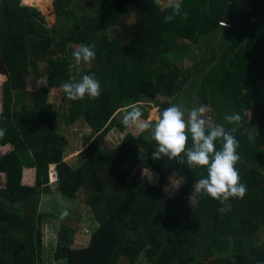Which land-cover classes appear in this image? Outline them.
Segmentation results:
<instances>
[{
	"label": "trees",
	"instance_id": "trees-1",
	"mask_svg": "<svg viewBox=\"0 0 264 264\" xmlns=\"http://www.w3.org/2000/svg\"><path fill=\"white\" fill-rule=\"evenodd\" d=\"M207 2L53 0L56 23L47 26L52 0L37 12L22 0H0V145L11 146L0 153V264H43L42 218L68 213L39 211L51 166L57 191L70 201L82 195L90 214V238L80 248L62 219L55 261L264 264V144L245 132L243 116L254 115L264 133V0H223L217 18L226 25L199 33ZM78 44L91 64L75 77ZM41 55H48L47 84L28 89L32 57ZM47 85L63 88L72 114L92 130L76 167L63 160L67 140ZM158 95L176 100L166 107L177 115L173 131L175 115L126 129L145 115L139 102L156 103ZM17 98L29 101L19 112ZM204 105L218 130L197 124L196 106ZM110 128L121 138L103 147ZM137 163L153 170L155 183L128 177ZM25 168L34 171L31 184L22 180ZM172 174L180 183L168 196L162 184ZM119 176L129 183L122 192L114 186ZM198 186L213 191L214 203L194 197Z\"/></svg>",
	"mask_w": 264,
	"mask_h": 264
},
{
	"label": "rangeland",
	"instance_id": "rangeland-1",
	"mask_svg": "<svg viewBox=\"0 0 264 264\" xmlns=\"http://www.w3.org/2000/svg\"><path fill=\"white\" fill-rule=\"evenodd\" d=\"M23 3L24 0H22ZM38 1V0H34ZM44 1V0H43ZM42 1V2H43ZM51 1V0H50ZM48 1V3L50 2ZM176 0H156L159 6L168 5ZM223 0H208L206 4V9L202 17V21L200 26L198 27V32L203 33L206 30L213 27L215 24L218 23L217 18V7L222 3ZM45 3V1L43 2ZM87 1H81V7H85L87 5ZM32 4V7L35 8L37 12V7ZM52 11H53V0H52ZM89 6V5H88ZM248 14V13H247ZM248 19L251 20L253 17L248 14ZM131 16L125 17L124 20L129 21ZM218 20V21H217ZM56 23V18L53 11V22L48 24L47 26H51ZM229 24V23H228ZM205 35V34H204ZM80 45H74L72 49V55L74 61H76V68H75V77H79V73L82 69L86 66H89L91 62L88 59L82 58L80 56ZM47 57L48 55H41V56H33L32 57V64H33V73L35 84H29L27 86L28 89H36L40 85L46 86L47 84ZM185 63L188 61L185 59ZM5 76L0 75V111H1V84L4 81ZM48 86V85H47ZM68 87L65 88L67 91ZM64 91L61 87H50L48 86V93H47V103L51 105L52 108L59 111L58 116V124L57 129L58 132L61 133L67 140L63 151V160H66L71 166L76 167L80 164L81 160L84 158V146L87 141L91 138L92 130L87 124V122L83 119L81 115L74 116L73 108L70 99H68L67 94L63 95ZM64 96V99H63ZM182 103L188 108V112L193 113L194 109L187 106V104L183 101L184 98L180 97ZM158 100L156 103L147 102L145 100L140 101L139 105L146 108L145 115L143 118H137L128 125L126 129L131 130L133 132H138L144 128V124L146 122H151L153 125H157V122L161 119L167 118L169 115L175 118L172 120L170 127L173 131V125L176 120V113L173 109H168L169 101L171 103H176L175 99H168L164 95L156 96ZM24 101L29 103L28 99L26 98H17L15 101V110L21 111L24 108ZM160 102H163V105H159ZM25 103V104H26ZM82 106V105H81ZM197 110L194 114H196V122L201 129H215L218 130L215 116L213 115V110L209 108L208 105L204 106H196ZM120 110H118L119 112ZM116 112L115 116L118 115ZM168 113V115H167ZM167 115V116H166ZM244 125H245V132L250 134V132L255 131V134L258 133L259 143L261 145L264 144V133H260L258 130V125L256 123L257 118L254 115H250L249 113H244ZM169 117V118H171ZM180 125H185L180 124ZM159 126V125H157ZM162 129V127H161ZM163 131V129H162ZM151 135L153 134L150 131ZM163 135H165L163 131ZM121 138V133L113 128H110L104 135L102 139L103 147H109L116 144ZM10 144L7 145H0V153L5 152L10 149ZM154 147L157 149L159 147L158 141H156ZM124 169V168H122ZM23 182L25 183H33L34 180V171L31 168H25L23 170ZM141 176H146L150 183L156 182V176L153 170L140 166L138 163L135 164L130 173L128 174L129 178L138 179ZM180 183V178H178L175 174L168 176L163 184L162 189L168 196H172L175 194L177 187ZM199 185V184H198ZM47 186L49 192H45L41 194L40 204H39V211L45 213L49 210H54L56 206H60L61 211L64 212L68 210L67 214H60V217L54 222V220H49L46 216L42 218V231L44 237H42V246H43V257L44 262L43 264H67L66 260H58L55 261L53 257V251L56 245V241L58 240V233L57 230L59 229L62 219L66 218L69 220L67 224L75 228V233L73 235V247L80 248L84 247L88 244L90 238V229H89V222H90V214L83 204V200H81L82 195L79 198L75 199L74 201L67 200L64 196H62L57 191V180L54 172L52 170V166L49 168V177ZM114 186L118 191H125L129 187V183L123 181L120 176L114 179ZM194 188L192 187L191 191L193 192ZM195 198L207 200L210 203H214L215 196L213 191H211L207 187L198 186L195 191ZM77 217L79 219L77 220ZM68 226V225H67Z\"/></svg>",
	"mask_w": 264,
	"mask_h": 264
},
{
	"label": "bare ground",
	"instance_id": "bare-ground-1",
	"mask_svg": "<svg viewBox=\"0 0 264 264\" xmlns=\"http://www.w3.org/2000/svg\"><path fill=\"white\" fill-rule=\"evenodd\" d=\"M24 2L27 4L34 3V5L36 6V5H39L40 3H43L44 1L42 2V0L41 1L38 0V1L34 2V0L33 1L32 0H24ZM45 3H48V2H45Z\"/></svg>",
	"mask_w": 264,
	"mask_h": 264
},
{
	"label": "built area",
	"instance_id": "built-area-1",
	"mask_svg": "<svg viewBox=\"0 0 264 264\" xmlns=\"http://www.w3.org/2000/svg\"><path fill=\"white\" fill-rule=\"evenodd\" d=\"M218 24H220V25H226V23L224 22V21H218Z\"/></svg>",
	"mask_w": 264,
	"mask_h": 264
},
{
	"label": "water",
	"instance_id": "water-1",
	"mask_svg": "<svg viewBox=\"0 0 264 264\" xmlns=\"http://www.w3.org/2000/svg\"><path fill=\"white\" fill-rule=\"evenodd\" d=\"M22 3H23V1H22ZM24 4H27V3H24ZM27 5H30V4H27ZM30 6H32V5H30Z\"/></svg>",
	"mask_w": 264,
	"mask_h": 264
}]
</instances>
